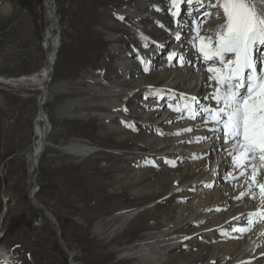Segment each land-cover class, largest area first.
<instances>
[{
	"label": "rangeland",
	"instance_id": "rangeland-1",
	"mask_svg": "<svg viewBox=\"0 0 264 264\" xmlns=\"http://www.w3.org/2000/svg\"><path fill=\"white\" fill-rule=\"evenodd\" d=\"M53 1L61 45L51 81L37 84L16 79L45 66V0H0V264L149 263L125 253L141 247L162 258L157 264H231L235 256L220 259L227 251L216 245L243 223L214 228L213 216L202 219L203 186L189 182L198 172H209L216 155L194 156L186 143L184 151L164 145L184 128L175 126L181 120L173 108L177 117L159 122L161 104L184 106L188 89L177 86L187 94L159 96L140 89L167 84L172 76L159 77V71L178 67V55L169 60L177 52L172 49L176 33L191 31L174 30L181 23L169 10L175 11L171 0ZM207 2L197 5L194 16L186 15L184 26L197 23L201 29L202 20H223L222 11L215 13ZM122 7L134 8L136 16H123ZM161 60L163 65H155ZM59 83L62 90L56 91ZM120 86L137 91L118 92ZM40 94L53 125L48 139L60 147L48 146L33 167ZM114 99L118 108L107 104ZM67 107H72L69 116L59 113ZM74 141L99 150L71 153L64 146ZM215 203L212 193L206 209L218 210ZM203 224L209 232L202 231Z\"/></svg>",
	"mask_w": 264,
	"mask_h": 264
},
{
	"label": "bare ground",
	"instance_id": "bare-ground-1",
	"mask_svg": "<svg viewBox=\"0 0 264 264\" xmlns=\"http://www.w3.org/2000/svg\"><path fill=\"white\" fill-rule=\"evenodd\" d=\"M256 3L258 9L264 8V0H256ZM45 4H46V12H47V28H46L45 36L48 42V46H47L48 54H47L45 66L38 72L31 73L29 75H22L18 77L16 81L19 82L29 81L31 83L42 84L44 82H49L52 79L54 73V64L56 61V54L58 51L57 49L61 45V38L59 37V25L57 23L56 6L54 5V1L45 0ZM193 9L197 10L198 6L195 4L187 5L186 9L183 10V7L181 5V14L179 17H175V22L178 23L179 21L181 24L180 25L177 24L174 27V30H181V31L187 29L188 31L191 30L187 32L186 35H183L182 32H177L180 35V39H177L175 37V42H174L175 46H173V48L171 46L172 49H175L174 51H177L178 54L180 53L178 57L176 56L178 67L176 66H173L172 68L164 67L162 70H160L159 77L162 78H167L171 76L172 77L169 80H167V84L165 86L158 87L155 90L149 87V85H145L142 88L140 87V89H142L144 93L153 92L157 96H159L163 92H168L169 94H174V95H177V93L187 94L185 90L182 91L180 87H177V86H182V87L184 86L185 89H188V95L190 97H196L201 104L208 105L213 103L210 99H206L207 97L211 96L214 90L212 86V82L209 80L210 74L207 72L208 64L202 61L196 49L195 50L191 49V47H193L192 38L196 35L195 30L196 27L199 25H197V23L196 24L193 23V24H187L188 26H184V24H186L185 23L186 15L189 14V12H191L193 16L196 14L195 13L196 11H193ZM6 10L4 9V11ZM214 10L215 11L218 10L215 12L217 13L219 12L220 9H214ZM119 11L123 16H129V15L133 17L136 16L135 10L132 7H122L119 9ZM223 22H224V16H223V20H220L217 23H212L209 21L207 22L206 20H202L201 31L206 32L209 35H213L217 27L223 24ZM107 34L109 38L111 39L115 38V35L113 33L108 32ZM137 38L143 44L147 45L148 41L145 37H143L141 33H137ZM188 40H191L190 41L191 43L183 47V45L186 44L185 42ZM166 47L167 46H165L164 48ZM190 50H192L194 54L187 57L186 52H190ZM180 56L184 58V63L180 62ZM161 62L162 60L156 63L155 65L158 64L163 65V63ZM150 66L153 68V64H150ZM61 85L62 84L59 83L55 86L56 91L62 90ZM43 90H44L43 93H46L45 87H43ZM116 90L118 92H125L131 94L137 91L136 89L125 90L121 86L117 87ZM46 101L47 99L45 98L42 100L41 103L39 99V114L37 116L38 124L35 130L36 140L31 153V160L33 167L36 166V163L38 164L40 157L42 156L44 151L48 148V146L60 147V145L50 143L48 139V136L53 129V125L49 119L48 113L46 111L47 109H45L44 107ZM107 104H109L114 108L119 107L118 106L119 103L117 99L109 101L107 102ZM169 105H170L169 101L163 102L161 104L162 107L164 106L165 110L162 118L159 120L160 123L163 122L166 123L169 122V120L172 119V117L175 118L176 114H174L173 111L169 110L172 108L169 107ZM182 106H180L181 109H183ZM174 107H177V105H174ZM71 108L72 107L59 109V113H62L63 116L65 115L69 116V114L71 113ZM178 112L180 113L178 115V118L181 120V122L180 121L177 122L175 126H182L184 129L190 128L192 130L187 131V133H183L184 131L180 132L179 134L172 137L170 140H167L164 143V145L166 146L172 145L171 148L173 147L174 150L176 149V151H184L183 149L185 148H181V147L184 145V143H186L190 145L189 146L190 148H187L186 151L193 153L194 156L195 155L200 156L206 154L209 156L211 155L212 157L216 155L215 157L217 158V161L213 163L212 168L209 170V172H207L202 176H200L198 172L189 181L191 185L203 186L200 187L201 188L199 192L200 202L198 203V209L202 207V210L206 211L202 215L203 216L202 219L204 218L206 219L209 216H213L214 220H217V222L214 223L215 225L214 228L229 227L230 225H235L237 223H243L241 224L240 228H249L248 231H243V232L241 231L235 232L232 230H228V232L224 234L223 240L220 241L219 243L217 242L216 245V247L222 248L224 249V251H227V253H223L219 256L221 257L220 259H224L229 254H233L236 259L231 264H264V216L259 215L260 210L264 208V201H262L259 198L258 188L253 187L252 191L251 192L249 191L250 170L247 175H240L241 170L234 168L231 157L229 155V152L231 151L230 143H226L220 133H213L209 131V128H211L212 125L209 124L205 126L202 116H197V119L193 120L192 122L188 120L189 118L186 112L184 111H178ZM182 115L183 117H181ZM160 123H157V125ZM49 124L51 126H49ZM160 126H163V124ZM204 137H207V139H204ZM64 148L70 151L71 153L78 155H83L85 153H90V152L92 153L99 150L98 147L95 145H86L80 143L79 141L70 142L69 144L65 145ZM207 159H209V157ZM199 164H200L199 161L192 162V166L195 167H198ZM228 192L231 193L230 195L231 198L228 197L229 196ZM212 193L214 194L215 197H217V203H215V205H218V210L229 207L228 211L225 214L223 213L221 214L215 208L211 210H208L209 208L206 209V207L208 206V198L211 196ZM253 193H255L256 195L255 199H253ZM224 195L225 196L227 195L229 199L224 198L225 197ZM134 213L135 211H132L131 213H127L126 215L130 216L133 215ZM253 213H257V215L253 216L252 215ZM250 220L253 221L251 225H249ZM193 221L194 219L191 220L192 223ZM202 227H203L202 229L203 232H209L207 230L211 229V228L207 229V226H205V224H203ZM125 253L128 256L140 257V259L144 262H146V260H150L149 263L146 262L144 264H157L162 260L161 257L151 253L146 247L137 248L135 250H130Z\"/></svg>",
	"mask_w": 264,
	"mask_h": 264
},
{
	"label": "snow or ice",
	"instance_id": "snow-or-ice-1",
	"mask_svg": "<svg viewBox=\"0 0 264 264\" xmlns=\"http://www.w3.org/2000/svg\"><path fill=\"white\" fill-rule=\"evenodd\" d=\"M183 4L203 7L205 0H171L175 11L169 10L174 17L180 16ZM207 6L222 10L224 22L211 36L200 35L201 29L197 26L192 46L208 64L214 90L206 99L213 103L204 105L196 97L182 94L188 100L183 109L171 104L169 107L186 112L190 119L202 116L205 126L211 124L209 131L220 133L230 143L229 155L234 168L241 170L240 175H247L250 170L249 191L258 188L259 198L264 201V8L258 9L256 0H208ZM176 38L180 39L179 33ZM177 55L170 54L169 60ZM180 62L184 63L182 56ZM144 71H149L147 65ZM128 127L134 128V124ZM169 163L175 166V161ZM259 215L264 216V208ZM252 223L250 220L249 225Z\"/></svg>",
	"mask_w": 264,
	"mask_h": 264
},
{
	"label": "water",
	"instance_id": "water-1",
	"mask_svg": "<svg viewBox=\"0 0 264 264\" xmlns=\"http://www.w3.org/2000/svg\"><path fill=\"white\" fill-rule=\"evenodd\" d=\"M42 95H40L39 99L41 100ZM47 211V210H46Z\"/></svg>",
	"mask_w": 264,
	"mask_h": 264
}]
</instances>
